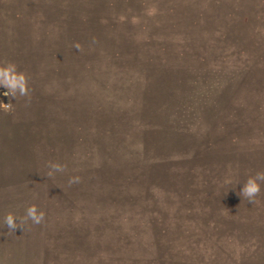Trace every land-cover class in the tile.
Listing matches in <instances>:
<instances>
[{"label": "rangeland", "instance_id": "rangeland-1", "mask_svg": "<svg viewBox=\"0 0 264 264\" xmlns=\"http://www.w3.org/2000/svg\"><path fill=\"white\" fill-rule=\"evenodd\" d=\"M8 62L0 264H264V0H0Z\"/></svg>", "mask_w": 264, "mask_h": 264}, {"label": "clouds", "instance_id": "clouds-1", "mask_svg": "<svg viewBox=\"0 0 264 264\" xmlns=\"http://www.w3.org/2000/svg\"><path fill=\"white\" fill-rule=\"evenodd\" d=\"M95 42V41H93ZM74 47L77 50H82L79 43ZM0 86L7 91L5 95L9 96L10 100H17L18 97L26 98V102H31V90L29 88L28 77L24 72L17 69L14 63H5L0 65ZM0 111L9 114L14 111V103L0 102ZM49 171L46 176L48 178H54L57 173L64 174L67 171V166L59 162H48ZM80 182L79 176H71L68 179V185L77 184ZM262 185H264V170L257 171L254 175H250L243 183V187L239 191L238 195L242 197V200H247L251 204L257 202V197L262 194ZM45 212L40 210L37 205L31 204L25 208L24 214L18 216L9 212L6 214L3 220V225L8 229L7 234H15L16 230L22 229L29 225H41L45 222Z\"/></svg>", "mask_w": 264, "mask_h": 264}]
</instances>
